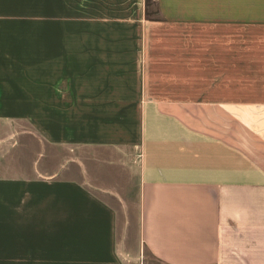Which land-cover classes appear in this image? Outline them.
<instances>
[{
    "label": "crops",
    "instance_id": "crops-1",
    "mask_svg": "<svg viewBox=\"0 0 264 264\" xmlns=\"http://www.w3.org/2000/svg\"><path fill=\"white\" fill-rule=\"evenodd\" d=\"M9 1L0 26L31 24ZM156 1L167 28L135 49L92 34V85L61 81L62 53L40 82L0 66V264H264V0ZM35 138L92 147V175ZM131 177L134 244L102 196L128 201Z\"/></svg>",
    "mask_w": 264,
    "mask_h": 264
},
{
    "label": "rangeland",
    "instance_id": "rangeland-1",
    "mask_svg": "<svg viewBox=\"0 0 264 264\" xmlns=\"http://www.w3.org/2000/svg\"><path fill=\"white\" fill-rule=\"evenodd\" d=\"M112 3L113 10L92 9V0H26L24 2H10L20 4L24 10L12 11L11 16L32 19L31 24L0 26V66L13 65L17 68V77H24L26 73L32 74L33 82H40L42 75L48 72L47 62L50 58L46 56L64 54L60 60L63 61L61 81L92 85V34L106 33L113 35L130 36V48L141 44L137 42L142 34L149 32H163L164 26L152 27L153 20H158L160 15L157 9L156 0H144V15L146 21L138 22L137 17L142 13L138 9L142 0H102ZM122 3V4H121ZM128 5L127 10H121L120 5ZM109 5V4H106ZM108 8L110 6H107ZM106 11V12H105ZM121 13H128V24H119L112 18L120 16ZM139 13V14H138ZM106 14L108 17L105 25H97L96 18ZM92 16L94 19L92 20ZM116 23V24H115ZM126 23V22H124ZM192 33H198V28H192ZM142 39V38H140ZM146 39V38H145ZM8 55L10 57H8ZM56 72V68L49 69V75ZM7 125L0 126V132ZM23 128V127H22ZM30 145V150H35L37 145L42 149L51 150L56 153H64L66 174L73 173L79 178L84 176L83 167L74 168L72 165L79 164L76 159L84 162L92 175V147H65L63 151L56 146L45 145L35 138ZM58 152H57V150ZM7 158V155H6ZM4 159V158H3ZM75 159V160H74ZM2 160V158H1ZM76 161V162H73ZM76 163V164H74ZM78 169V170H77ZM92 177V176H91ZM88 187L92 189V178L89 179ZM131 185L125 192L126 202L116 201L114 194L102 195L110 205L118 211L124 236L131 244L138 240V198L136 180L130 179ZM103 194V190L99 189Z\"/></svg>",
    "mask_w": 264,
    "mask_h": 264
}]
</instances>
